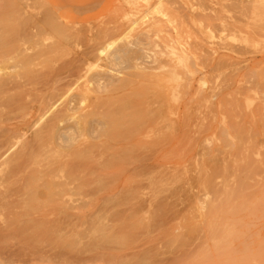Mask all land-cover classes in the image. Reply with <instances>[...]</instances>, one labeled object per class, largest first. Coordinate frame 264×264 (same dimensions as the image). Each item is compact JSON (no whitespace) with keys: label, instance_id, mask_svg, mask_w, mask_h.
Here are the masks:
<instances>
[{"label":"rangeland","instance_id":"obj_1","mask_svg":"<svg viewBox=\"0 0 264 264\" xmlns=\"http://www.w3.org/2000/svg\"><path fill=\"white\" fill-rule=\"evenodd\" d=\"M103 73L113 85L93 80ZM0 74L12 82L0 142L8 135L13 153L69 155L34 137L51 116L34 108L53 92L54 111L71 99L76 116L107 121L105 135L75 134L88 189L54 165L26 177L23 196L0 168V264H264V0H0ZM65 213L68 227L47 223Z\"/></svg>","mask_w":264,"mask_h":264},{"label":"bare ground","instance_id":"obj_2","mask_svg":"<svg viewBox=\"0 0 264 264\" xmlns=\"http://www.w3.org/2000/svg\"><path fill=\"white\" fill-rule=\"evenodd\" d=\"M171 3V2H170ZM46 26V25H45ZM44 32V31H43ZM114 36V35H113ZM135 37V36H134ZM112 38V37H111ZM100 40V39H99ZM23 43V42H22ZM11 45V44H10ZM100 45V44H99ZM110 45V44H109ZM131 46V45H130ZM93 48V47H92ZM113 48V47H112ZM108 49V48H107ZM126 48H119L117 51H115L113 54H112V56L111 57H113V58H115V59H119V58H121L122 57V55L123 54H125L126 53ZM22 51H24V50H22ZM27 51H28V49H27ZM94 51H96V50H94ZM105 50L104 49H102V48H99V49H97V55L98 56H100V55H102L103 54V52H104ZM109 53V52H108ZM107 53V54H108ZM6 54V53H5ZM4 54V55H5ZM8 54V53H7ZM89 54H91V55H94V56H96V53H89ZM3 55V54H2ZM106 56V55H105ZM104 56V57H105ZM135 56V55H134ZM89 58H90V56H89ZM14 59V58H13ZM16 59H17V57H16ZM16 59H14V61L11 59H9L10 61H13L12 63L14 64L15 63V60ZM131 60H132V58H131ZM135 60V59H134ZM75 61V60H74ZM116 61V60H115ZM133 61V60H132ZM17 62V61H16ZM113 62H114V60H113ZM73 64V63H72ZM236 64V63H235ZM5 65V64H4ZM15 66V65H14ZM6 67V65L4 66V68ZM124 67H125V65H124ZM3 68V67H2ZM17 68V67H16ZM132 68V67H131ZM18 69V68H17ZM17 69H16V71H17ZM81 69V68H80ZM79 69V70H80ZM9 70V69H8ZM19 70H20V68H19ZM2 71V70H1ZM11 71H13V69L11 70ZM15 71V70H14ZM154 71V70H153ZM156 71V70H155ZM158 71V70H157ZM80 72V71H79ZM71 74V73H70ZM1 75V74H0ZM74 75H75V73H74ZM14 77V76H13ZM70 78V77H69ZM227 78V77H226ZM225 78V79H226ZM14 79V78H13ZM67 79V78H66ZM232 79V78H231ZM93 80L101 87V85H104V83H107V85H113V82H114V77H111V76H108V75H106V74H100V75H97V76H95V78H93ZM29 81V80H28ZM19 82V81H18ZM47 82V81H46ZM103 82V83H102ZM30 83V82H29ZM29 83H27V84H29ZM225 83H226V81H225ZM11 84H12V82H11V80L10 79H5V78H0V93L1 92H4L5 93V89H7V88H9V86L11 87ZM15 84V83H14ZM23 84V83H22ZM22 84L20 85V88H18V89H21L22 88ZM32 84V83H31ZM18 85V84H17ZM25 85H26V83H25ZM34 85V84H33ZM73 85V84H72ZM87 85V84H86ZM123 85V84H122ZM14 86V85H13ZM29 86H30V84H29ZM16 87V86H15ZM15 87H14V89H15ZM26 87V86H25ZM82 87V86H81ZM104 87V86H103ZM105 87H107V86H105ZM13 88V87H12ZM59 88V87H58ZM14 89H12V90H14ZM66 89V88H65ZM105 89V88H104ZM86 90V89H85ZM8 91H11V90H9L8 89ZM64 91V92H63ZM69 91H70V88L66 91V90H62L59 94H58V96H60V99L63 97H66L68 94H69ZM7 92V91H6ZM86 92H87V90H86ZM100 92V91H99ZM89 93V92H88ZM3 94V93H2ZM71 94V93H70ZM1 95V94H0ZM54 95H56V92H53L52 94H50V96L48 95L45 99H44V96H42V98H40L39 99V102H38V105L34 108V111L37 113V114H40V113H43V116H45L46 114L47 115H49V114H51V116H50V119L48 120V123L46 124V126H45V128L43 129V130H41V131H35L36 133H35V139H37V140H41V141H43V143H44V146H47V147H49L50 146V144H52V143H55V145L58 147V148H61L60 150H61V152L63 151V148L64 149H69L70 151H69V155L68 154H65V152H64V154L62 155V153L59 155V157H60V159L58 160V158H57V160H53V161H51V160H48L47 162H44L43 160L41 161L40 160V158L38 159V161L40 160L41 162H37L36 160H35V156L31 153L32 152V144L31 145H29V146H26V145H23V147L20 149V150H17V152H15V150H14V152L15 153H13L12 151H13V149L15 148V145L17 144L16 142H12L10 139H7L9 136L8 135H5L4 137H5V139H4V141H2V142H0V168L2 167H4V170L5 169H8L7 171L9 172V175H11V176H14L15 178H20V179H22L23 181H24V179L26 178V177H29V178H31V176H34V175H39V176H44V175H46L51 169H52V166H54V165H57L59 168H61V169H63V170H67V171H69V172H73V174H75L77 177L76 178H74V179H79V182H77V184H78V186H80V180H83L84 182H82L83 184L84 183H86V184H84L85 186L86 185H88L86 188L88 189V187H90L89 186V183L87 184V180H88V177H90L89 175L92 173L93 174V170L90 168V166L89 165H87L86 164V159H85V162H81L82 160H80V161H78L80 158H82V156H81V153L80 154H77L78 152L77 151H81V150H87V149H85L84 147H86V146H84L83 148L82 147H80V146H77V147H75L74 146V143L77 141V142H79V140H77V138H75V134L77 133V132H80V131H90L92 134H95L96 132L98 133V130H100L101 132H102V134L103 135H105L104 133L105 132H103V130L105 129V126L107 125V121L106 122H103L102 120H99V121H95V120H93V118H92V116L94 115V113H95V111H98V110H95V111H93V110H90V111H85L84 113L82 112V114H79L78 116H76L78 113H81V109H80V105H78L79 104V102L77 101V103L78 104H76V102H75V100H67L68 102H66V104H65V106L62 108V109H60V110H58L57 111V109H56V111H54V109L56 108V103L57 102H54L53 100L54 99H56L57 97L55 96V98H54ZM83 95V94H82ZM16 96V95H15ZM77 96V95H76ZM85 96V95H84ZM83 96V97H84ZM87 96V95H86ZM68 97V96H67ZM8 98V97H7ZM11 98V97H10ZM16 98H18L17 96H16ZM69 99V98H68ZM83 100V99H82ZM15 101V98H14V100H13V102ZM18 101V100H17ZM17 101H15V104H13V106L14 105H16V102ZM38 101V100H37ZM62 101V100H61ZM61 101H60V103H61ZM84 101H86V100H84ZM95 101V100H94ZM103 101V100H102ZM227 101V100H226ZM12 101H11V103H13ZM22 102H24V101H22ZM82 102V105H83V101H81ZM110 102V101H109ZM112 102V101H111ZM5 103V106H6V102H4ZM8 103V102H7ZM11 103H9V106L7 105V107H9V108H11L12 106H10L11 105ZM101 103V102H100ZM58 104V103H57ZM62 104V103H61ZM94 104H95V102H94ZM105 104V103H104ZM115 104V103H114ZM117 104V103H116ZM115 104V105H116ZM96 105V104H95ZM98 106H99V104H97ZM62 106V105H61ZM234 106V105H233ZM101 107V106H100ZM104 107V106H103ZM112 107V106H111ZM110 108V107H109ZM119 109V108H118ZM16 110V109H15ZM114 110V109H113ZM113 110L111 111V112H113ZM256 110V109H255ZM17 111V110H16ZM15 111V112H16ZM114 112H117L116 110H114ZM52 113H53V115H52ZM12 114V113H11ZM184 114V113H183ZM182 114V116L184 117V115ZM119 115V114H118ZM37 116V115H36ZM42 116V117H43ZM98 116V115H97ZM105 116V115H104ZM111 116V115H110ZM238 116V115H237ZM46 117V116H45ZM49 117V116H48ZM94 117V116H93ZM156 117V116H155ZM39 118V117H38ZM95 118V117H94ZM103 118V117H102ZM181 118V117H180ZM187 118V117H186ZM42 119V118H41ZM187 120V119H186ZM185 120V121H186ZM47 121V120H46ZM184 121V120H183ZM40 122H41V120H40ZM230 122V121H229ZM228 122V123H229ZM39 124V123H38ZM121 124H122V122H121ZM183 125V124H182ZM32 126H33V124H32ZM42 126H44V125H42ZM36 127H37V125H36ZM183 127V126H182ZM29 128H31L30 127V123L28 122V123H22V124H20V125H17V127H14L13 129H11L12 131H14V130H25L27 133H28V129ZM43 128V127H42ZM109 128V127H108ZM37 129V128H36ZM41 129V128H40ZM11 130H7V132H10ZM108 130V129H107ZM138 130V129H137ZM11 131V132H12ZM109 131V130H108ZM122 131V130H121ZM6 132V133H7ZM107 132V131H106ZM5 133V132H4ZM23 134V133H22ZM106 134H108V132L106 133ZM239 134V133H238ZM2 135V134H1ZM4 135V134H3ZM127 135H129L128 133H127ZM6 136H8V137H6ZM24 136V135H23ZM26 136H27V134H26ZM33 136V135H32ZM89 136V135H88ZM97 136V135H96ZM96 136H93V137H96ZM256 136V135H255ZM1 137V136H0ZM77 137V136H76ZM81 138L83 137V135L82 136H80ZM103 137V136H102ZM107 137H109V135L107 136ZM114 137V136H113ZM112 137V138H113ZM127 137V136H126ZM44 138H48V140H50L49 141V143H47V142H45V140H44ZM104 138V137H103ZM115 138V137H114ZM120 138V137H119ZM33 139V138H32ZM47 140V141H48ZM88 140V139H87ZM91 140V139H90ZM110 140V139H109ZM237 140V139H236ZM247 140V139H246ZM18 141V140H17ZM34 141V140H33ZM30 142V141H29ZM35 142V141H34ZM110 142V141H109ZM41 144H42V142H40ZM19 144V143H18ZM29 144V143H28ZM40 144V145H41ZM92 144V143H91ZM240 144V143H239ZM22 145V144H21ZM21 145L19 144V146L18 147H21ZM49 145V146H48ZM77 145H78V143H77ZM94 145V144H93ZM100 145V144H99ZM241 145V144H240ZM246 145V144H245ZM36 145H34V147H35ZM91 146V145H90ZM90 146H88V147H90ZM103 146V145H102ZM109 146V145H108ZM17 147V148H18ZM43 147V146H42ZM52 147V146H51ZM55 147V146H54ZM56 147V148H57ZM96 147H98V146H96ZM100 147V146H99ZM253 147V146H252ZM37 148H38V145H37ZM36 148V149H37ZM82 148V149H81ZM87 148V147H86ZM35 149V150H36ZM50 149H52V148H50ZM89 149V148H88ZM92 149V148H91ZM96 148H94L93 150H95ZM38 150V149H37ZM77 150V151H76ZM106 150V149H105ZM239 150V149H238ZM244 150V149H243ZM47 151V150H46ZM46 151H44L45 153H46ZM50 151V150H49ZM84 151H82V152H84ZM89 151V150H88ZM92 151V150H91ZM97 151H98V148H97ZM58 152V151H57ZM74 152V153H73ZM100 152V151H99ZM104 152V151H103ZM226 152V151H225ZM240 152V151H239ZM94 153H96L95 151H94ZM93 153V154H94ZM41 154V153H40ZM57 154V153H56ZM110 154V153H109ZM262 154H264V153H262ZM58 155V154H57ZM76 155H79V156H81V157H79V159H78V157H75ZM89 155H90V153H89ZM96 155V154H95ZM99 155V154H98ZM260 155H261V153H260ZM38 156V155H37ZM36 156V157H37ZM67 157V158H69V160H67V161H63V157ZM84 156V155H83ZM101 156V155H100ZM47 157V156H46ZM76 158V159H78V160H76V159H73V158ZM95 157V156H94ZM97 157V156H96ZM102 157V156H101ZM104 157V156H103ZM85 158V157H84ZM91 158V157H90ZM106 158V157H105ZM94 159V158H93ZM104 159V158H103ZM45 160H47V158H45ZM84 160V159H83ZM92 160V159H91ZM101 160V159H100ZM250 160V159H249ZM93 161V160H92ZM106 161V160H105ZM107 161H108V159H107ZM145 161L147 162V160L145 159ZM233 161V160H232ZM101 162V161H100ZM149 162V161H148ZM251 162V161H250ZM102 163H105V162H102ZM236 163V162H235ZM252 163V162H251ZM107 164V162L105 163V165ZM110 163H108V165H109ZM111 164H112V162H111ZM249 164V163H248ZM95 165H96V162H95ZM103 165V164H102ZM94 166V165H93ZM99 166V165H98ZM104 166V165H103ZM110 166H114V165H110ZM117 166V165H116ZM220 166V165H219ZM249 166V165H248ZM102 167V166H101ZM108 167V166H107ZM96 168H97V165H96ZM99 168V167H98ZM97 168V169H98ZM104 168H106V167H104ZM111 167H108L107 169L109 170ZM150 168V167H149ZM136 169H138V168H136ZM218 169V168H217ZM0 170H3V169H0ZM4 170H3V172H4ZM104 170V169H103ZM135 170V169H134ZM145 170H147L146 168H145ZM7 171H6V173H7ZM92 171V172H91ZM133 171V170H132ZM142 171V170H141ZM140 171V172H141ZM149 171V170H148ZM255 171V170H254ZM60 172V171H59ZM99 172V171H98ZM241 172V171H240ZM256 172H258V171H256ZM2 173V172H1ZM68 173V172H67ZM259 173V172H258ZM64 174V173H63ZM111 174V173H110ZM1 175V174H0ZM4 174H2V176H3ZM58 175H59V173H58ZM135 175V174H134ZM140 175V174H139ZM141 175H142V172H141ZM143 175H145L144 173H143ZM218 175H219V173H218ZM1 176V177H2ZM5 176H7V175H5ZM11 176H9V179H12V177ZM116 176V175H115ZM132 176H133V174H132ZM138 176V174L136 173V176L135 177H137ZM11 177V178H10ZM35 177V176H34ZM60 177V176H59ZM63 177V176H62ZM252 177V176H251ZM4 178H6V177H4ZM4 178H3V180H4ZM29 178L27 179V182H29ZM248 178H249V176H248ZM38 179V177L36 178V180ZM59 179V178H58ZM66 179H68L67 177H66ZM65 179V180H66ZM6 180H7V178H6ZM43 180V179H42ZM54 180V179H53ZM56 180V179H55ZM54 180V181H55ZM86 180V181H85ZM94 180V179H93ZM104 180V179H103ZM8 181V180H7ZM21 181V180H20ZM34 181V180H33ZM56 181H58V180H56ZM64 181V180H63ZM62 181V182H63ZM96 181V180H95ZM107 181V180H106ZM64 182H66V181H64ZM64 182H63V185H64ZM242 182V181H241ZM20 183V182H19ZM24 183H25V185H23L24 186V188H23V190H22V192H21V195L22 194H24L23 196H26L30 191V189H29V187H28V183H26L25 181H24ZM23 183V184H24ZM109 183V182H108ZM112 183V182H111ZM58 184H60V183H58ZM71 184H73V183H71ZM71 184H70V182L67 184L68 186H71ZM105 184V183H104ZM242 184V183H241ZM244 184V183H243ZM62 185V186H63ZM211 185V184H210ZM57 186V185H56ZM61 186V185H60ZM68 186H66V187H68ZM83 186V185H82ZM82 186H81V188H82ZM84 186V187H85ZM243 186V185H242ZM26 187H27V189H26ZM55 187V186H54ZM64 187V186H63ZM74 187V186H73ZM72 187V188H73ZM244 187H246V186H244ZM21 188V189H22ZM37 188H38V186H37ZM48 188V187H47ZM69 188V187H68ZM67 188V189H68ZM78 188V187H77ZM211 188V187H210ZM242 188V187H241ZM62 189H64V188H62ZM66 189V188H65ZM70 189V188H69ZM80 189V188H79ZM237 189V188H236ZM239 189V188H238ZM18 190H20V189H18ZM46 190H48V189H46ZM26 191V192H25ZM49 191V190H48ZM25 192V193H24ZM33 192H34V194H36V192L33 190ZM32 192V193H33ZM63 192V191H62ZM88 191H86V193H87ZM94 192V191H93ZM239 192V191H238ZM244 192V191H243ZM15 193H16V191H15ZM14 193V194H15ZM84 193V192H83ZM236 193V192H235ZM34 194H32V195H34ZM52 195L53 194H55V195H57L58 196V194H59V190H56V191H54V192H52L51 193ZM72 194V193H71ZM91 194V193H90ZM90 194H89V196H90ZM243 194V193H242ZM245 194V193H244ZM16 195H17V193H16ZM21 195H19L20 197H22ZM70 195V194H69ZM94 195V194H93ZM98 195V194H97ZM38 196V195H37ZM87 196H88V193H87ZM228 196V195H227ZM12 197V196H11ZM27 197H30V195L29 196H27ZM48 197V196H47ZM84 197H85V193H84ZM19 198V197H18ZM32 198H33V196H32ZM35 198V197H34ZM237 198V197H236ZM27 199V198H26ZM22 200V199H21ZM14 201H16V200H14ZM18 201V200H17ZM17 203V202H16ZM67 202L65 201V204H66ZM71 204V203H70ZM17 205H18V203H17ZM16 205V206H17ZM60 205L62 206V204L60 203ZM72 205H73V203H72ZM4 206V205H3ZM13 206V205H12ZM65 206V205H64ZM74 206V205H73ZM66 207H67V204H66ZM69 207V206H68ZM67 207V208H68ZM64 208V207H63ZM73 208V207H72ZM71 208V209H72ZM217 209V208H216ZM225 209V208H224ZM223 209V210H224ZM73 210V209H72ZM215 210V209H214ZM71 211V210H70ZM217 212V211H216ZM219 212V211H218ZM235 212V211H234ZM233 212V213H234ZM73 214H64V218L66 219H64V221H62V220H59V221H55V222H47L49 225H53V226H57V227H64L66 224H67V226L66 227H68V224L70 223V221L72 220L71 219V217H73L72 216ZM215 215V214H214ZM68 219H70V221L68 220ZM2 221V220H1ZM3 221H5V220H3ZM6 222V221H5ZM4 222V224L3 225H5V226H7L8 228H10V226H27L28 227V225L30 226V225H33V221L31 220V221H20V220H13V221H8V222H6L5 223ZM67 222H69V223H67ZM41 224V223H40ZM72 224V223H71ZM71 224H69V225H71ZM0 227H1V225H0ZM7 227H5L6 229H7ZM31 227V226H30ZM37 227V226H36ZM71 227V226H70ZM73 227V226H72ZM3 228H4V226H3ZM12 228V227H11ZM65 228V227H64ZM217 228V227H216ZM63 230V229H62Z\"/></svg>","mask_w":264,"mask_h":264}]
</instances>
